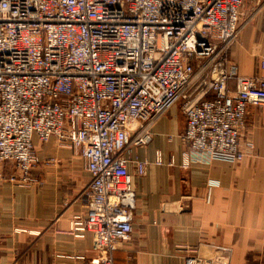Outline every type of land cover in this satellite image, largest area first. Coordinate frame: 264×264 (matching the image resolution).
Instances as JSON below:
<instances>
[{
  "label": "built area",
  "instance_id": "1",
  "mask_svg": "<svg viewBox=\"0 0 264 264\" xmlns=\"http://www.w3.org/2000/svg\"><path fill=\"white\" fill-rule=\"evenodd\" d=\"M244 4L0 0V162L12 165L2 176L17 186L42 182L35 136L83 156L88 211L74 215L70 231L92 234V263L114 264L131 238L136 197L125 151L150 143L173 105L186 117L185 156L241 161L254 148L244 137L249 106L264 105V54L252 75L232 58ZM154 162H163L160 150ZM150 163L136 158L137 173ZM186 249V264H213Z\"/></svg>",
  "mask_w": 264,
  "mask_h": 264
},
{
  "label": "crops",
  "instance_id": "2",
  "mask_svg": "<svg viewBox=\"0 0 264 264\" xmlns=\"http://www.w3.org/2000/svg\"><path fill=\"white\" fill-rule=\"evenodd\" d=\"M245 6L232 58L241 74L252 75L264 54V0ZM185 126L177 103L152 126L150 143L125 151L136 204L131 238L114 251V264H186L187 247L213 264H264V105L248 108L244 140L254 148L241 161L185 156ZM34 141L41 183H11L2 174L12 165L0 162V264H96L92 234L70 231L74 215L88 211L91 174L83 156L55 139ZM157 150L162 163L154 162ZM51 157L57 161L45 163ZM136 158L151 162L145 174L137 173Z\"/></svg>",
  "mask_w": 264,
  "mask_h": 264
},
{
  "label": "rangeland",
  "instance_id": "3",
  "mask_svg": "<svg viewBox=\"0 0 264 264\" xmlns=\"http://www.w3.org/2000/svg\"><path fill=\"white\" fill-rule=\"evenodd\" d=\"M246 4H247V0H246V3L244 4L243 10H244V8L246 7V6H245ZM56 142H57V141H56ZM57 146L61 147V146L58 144V142H57ZM40 165H41V164H40ZM40 165H38V167H37V172H38L39 175L41 174V168H40Z\"/></svg>",
  "mask_w": 264,
  "mask_h": 264
}]
</instances>
